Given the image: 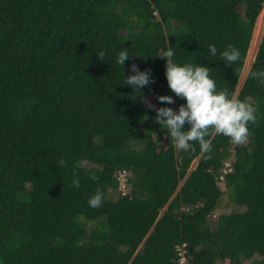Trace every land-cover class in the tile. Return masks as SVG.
Returning <instances> with one entry per match:
<instances>
[{
    "label": "trees",
    "instance_id": "1",
    "mask_svg": "<svg viewBox=\"0 0 264 264\" xmlns=\"http://www.w3.org/2000/svg\"><path fill=\"white\" fill-rule=\"evenodd\" d=\"M263 7L0 0V261L178 264L175 248L184 243L186 264H264V85L248 75L264 68V31L237 90ZM229 43L241 52L230 65L219 55ZM169 45L179 62L206 63L218 88L255 106L247 141L214 134L210 159L196 142L195 151L175 147L145 102L163 106L162 94L174 97L173 109L184 102L158 56ZM122 47L134 55L120 66ZM132 63L153 77L140 93L125 84ZM98 186L104 200L93 208L87 201ZM224 193L234 211L215 214Z\"/></svg>",
    "mask_w": 264,
    "mask_h": 264
},
{
    "label": "clouds",
    "instance_id": "2",
    "mask_svg": "<svg viewBox=\"0 0 264 264\" xmlns=\"http://www.w3.org/2000/svg\"><path fill=\"white\" fill-rule=\"evenodd\" d=\"M208 53L210 56L217 55L216 44L208 45ZM96 54L100 58L105 57L104 50ZM132 55L134 54H131L128 48L122 47L116 62L123 66L125 60ZM219 55L221 60L229 65L241 59L239 48L231 43L219 50ZM158 56L165 59L164 75L168 87L176 97H182L184 102L173 109L168 105L175 102L174 97L168 94L157 95V100L166 102L163 106L157 107L151 101L145 102L149 108H154V120L167 130L177 149L195 151L196 145L193 142H196L203 158L210 159L214 134L227 136L235 144L247 141L248 124L256 119V108L252 103L232 95L227 88H218L216 80L210 75L212 68L206 63L179 62L172 46L169 45ZM129 69L130 74L124 77L125 84L138 93L144 86L153 82L150 69H141L136 63L130 64ZM248 75L260 85H264V68L250 70ZM59 163L63 165L65 160L62 158ZM91 178L98 179L95 174ZM72 185L80 187V178L75 173ZM103 200L104 192L98 186L89 196L87 203L96 208L102 205ZM0 264L3 262L0 261Z\"/></svg>",
    "mask_w": 264,
    "mask_h": 264
},
{
    "label": "rangeland",
    "instance_id": "3",
    "mask_svg": "<svg viewBox=\"0 0 264 264\" xmlns=\"http://www.w3.org/2000/svg\"><path fill=\"white\" fill-rule=\"evenodd\" d=\"M261 12H264V7H263ZM263 19H264V14H263ZM263 31H264V20H263V24H261V20L260 19L256 20L255 28H254V31H253L252 40H251L250 47H249V50H248V53H247V57H246L245 64H244V68L242 70V73H241V76H240V79H239V82H238L237 90L241 87V85H242V83H243V81H244V79H245V77H246V75H247V73H248V71H249V69L251 67V64H252V62L254 60L258 45H259L261 37L263 35ZM251 47H252V49H251ZM251 58H252V61H251ZM196 163H197V161L195 160L193 162L191 168H193L196 165ZM122 185H124L125 187L123 188ZM120 187H121L120 190H123L125 192L129 191V185L126 182H125V184H121L120 183ZM231 211H234V207L230 203V201L228 200L227 193H224V195L221 198V201H220V203L218 205V209L215 212V214L230 213ZM243 264H250V262L246 261Z\"/></svg>",
    "mask_w": 264,
    "mask_h": 264
},
{
    "label": "built area",
    "instance_id": "4",
    "mask_svg": "<svg viewBox=\"0 0 264 264\" xmlns=\"http://www.w3.org/2000/svg\"><path fill=\"white\" fill-rule=\"evenodd\" d=\"M231 171V162H225L224 163V167L222 169V175L220 176V180H223L224 179V175L227 174L228 172ZM119 180L121 182V184H125V175H126V172L125 171H122V172H119ZM122 187L124 188L125 186L122 185ZM122 188V189H123ZM125 192V191H124ZM175 251L177 253V257H178V260H177V263L178 264H186V256H185V244L182 243L181 245H178L176 246L175 248Z\"/></svg>",
    "mask_w": 264,
    "mask_h": 264
},
{
    "label": "bare ground",
    "instance_id": "5",
    "mask_svg": "<svg viewBox=\"0 0 264 264\" xmlns=\"http://www.w3.org/2000/svg\"><path fill=\"white\" fill-rule=\"evenodd\" d=\"M263 14H264V12H261L260 15H259L258 18H257V20H259V19L261 20V24H263V20H264V19H263ZM253 46H254V45H253ZM253 46H252V47H253ZM252 47H251V49H252ZM253 53H254V52H253ZM253 57H254V56H253ZM247 59H248V58H247ZM249 61H250V60H249ZM251 61H252V58H251ZM246 64H247V63H246Z\"/></svg>",
    "mask_w": 264,
    "mask_h": 264
}]
</instances>
